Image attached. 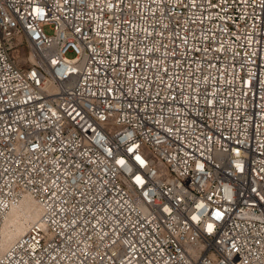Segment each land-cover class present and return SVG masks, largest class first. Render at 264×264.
Returning <instances> with one entry per match:
<instances>
[{"label":"built area","instance_id":"1","mask_svg":"<svg viewBox=\"0 0 264 264\" xmlns=\"http://www.w3.org/2000/svg\"><path fill=\"white\" fill-rule=\"evenodd\" d=\"M0 264H264V0H0Z\"/></svg>","mask_w":264,"mask_h":264},{"label":"bare ground","instance_id":"2","mask_svg":"<svg viewBox=\"0 0 264 264\" xmlns=\"http://www.w3.org/2000/svg\"><path fill=\"white\" fill-rule=\"evenodd\" d=\"M41 207L30 195H24L20 201L6 214L1 229L3 247L18 239L26 233L34 222L43 226L41 220Z\"/></svg>","mask_w":264,"mask_h":264},{"label":"snow or ice","instance_id":"3","mask_svg":"<svg viewBox=\"0 0 264 264\" xmlns=\"http://www.w3.org/2000/svg\"><path fill=\"white\" fill-rule=\"evenodd\" d=\"M209 228H211V226H209Z\"/></svg>","mask_w":264,"mask_h":264},{"label":"rangeland","instance_id":"4","mask_svg":"<svg viewBox=\"0 0 264 264\" xmlns=\"http://www.w3.org/2000/svg\"><path fill=\"white\" fill-rule=\"evenodd\" d=\"M69 55H71V54L69 53Z\"/></svg>","mask_w":264,"mask_h":264}]
</instances>
